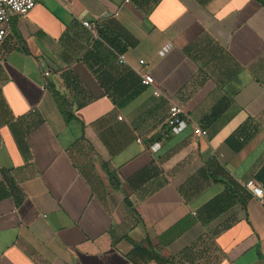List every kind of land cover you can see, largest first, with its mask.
<instances>
[{
  "label": "crops",
  "instance_id": "1",
  "mask_svg": "<svg viewBox=\"0 0 264 264\" xmlns=\"http://www.w3.org/2000/svg\"><path fill=\"white\" fill-rule=\"evenodd\" d=\"M173 104L207 137L165 133ZM226 180L264 190V0H42L12 20L0 264H136L135 246L264 264V200L244 207L235 188L233 207L200 215Z\"/></svg>",
  "mask_w": 264,
  "mask_h": 264
},
{
  "label": "built area",
  "instance_id": "2",
  "mask_svg": "<svg viewBox=\"0 0 264 264\" xmlns=\"http://www.w3.org/2000/svg\"><path fill=\"white\" fill-rule=\"evenodd\" d=\"M41 1L42 0H0V46L4 43L8 36L12 20L15 17L27 16ZM75 1L76 0H61L65 6L71 5ZM83 25L93 33H96L97 28L92 23L85 21L83 22ZM119 62L121 64L126 63L125 55L119 56ZM140 64L145 66L146 62L141 60ZM46 75H49V73ZM139 75L143 85L153 86L155 84L153 78L149 74L140 72ZM155 95L161 96V93L156 90ZM189 127L193 128L194 134L198 137H207L208 135V132L197 126L180 106L173 104L169 110L165 133L178 135ZM156 147L159 148L160 144H157ZM245 188L252 194L253 197L264 200V190L254 180L246 182Z\"/></svg>",
  "mask_w": 264,
  "mask_h": 264
},
{
  "label": "trees",
  "instance_id": "3",
  "mask_svg": "<svg viewBox=\"0 0 264 264\" xmlns=\"http://www.w3.org/2000/svg\"><path fill=\"white\" fill-rule=\"evenodd\" d=\"M222 182L227 184L229 187L228 191L209 202L200 213L201 216H204L211 221L219 217L237 203V197H235L237 196L235 188L241 189V191L244 193L243 199L239 201V203L243 204L244 207H246L247 203L253 197L251 196L252 194L245 188V186L241 187L233 180H231V183L227 180ZM131 254L132 255L130 258L136 264H150L152 262L157 264H172L170 259H166L161 254H158L153 250L144 248L142 246H135Z\"/></svg>",
  "mask_w": 264,
  "mask_h": 264
},
{
  "label": "rangeland",
  "instance_id": "4",
  "mask_svg": "<svg viewBox=\"0 0 264 264\" xmlns=\"http://www.w3.org/2000/svg\"><path fill=\"white\" fill-rule=\"evenodd\" d=\"M225 226V224L221 225V229Z\"/></svg>",
  "mask_w": 264,
  "mask_h": 264
}]
</instances>
